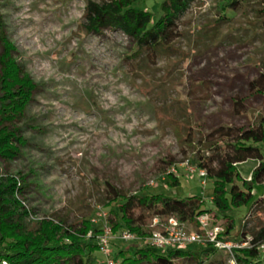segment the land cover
Instances as JSON below:
<instances>
[{
	"label": "rangeland",
	"instance_id": "1",
	"mask_svg": "<svg viewBox=\"0 0 264 264\" xmlns=\"http://www.w3.org/2000/svg\"><path fill=\"white\" fill-rule=\"evenodd\" d=\"M98 1L0 0V31L36 85L25 118L14 125L24 144L16 159L0 160L2 172L22 179L20 199L32 223L94 220L102 207L112 226L111 187L130 196H198L215 210L212 182L204 185L189 167L199 169L198 156L210 155L203 141L213 128L264 118V96L248 90L264 74L262 0H193L177 22L178 37L150 55L118 29L89 31L86 8ZM164 2L140 0L138 7L155 21ZM238 100L244 103L240 115L233 108ZM256 164L240 165L243 177ZM171 175L179 185L171 186ZM214 213L207 214L211 227L225 230ZM226 215L236 226L231 242L253 236L264 226V197ZM129 244L141 246L114 240L111 257ZM208 245L184 250L200 252ZM104 259L96 255L97 264Z\"/></svg>",
	"mask_w": 264,
	"mask_h": 264
},
{
	"label": "trees",
	"instance_id": "2",
	"mask_svg": "<svg viewBox=\"0 0 264 264\" xmlns=\"http://www.w3.org/2000/svg\"><path fill=\"white\" fill-rule=\"evenodd\" d=\"M139 1L89 2L85 13L89 31L118 29L138 49L150 55L178 37L177 22L193 2L165 0L162 15L154 21L153 14L138 7ZM259 11L264 24V0ZM0 44V160L12 161L24 144L14 125L25 118L36 85L22 70L14 56L15 45L2 31ZM263 84L264 74H260L256 81L249 83L248 90L264 96ZM243 106V101H235L234 114L240 115ZM203 147L210 155L198 156L196 163L199 169L206 170L207 179L213 184L215 210L206 209L204 200L198 196L174 198L149 191L130 196L111 187L109 203H115L111 210L114 233L128 230L146 238L152 233L150 225L155 217L161 220L175 217L201 229L199 218L215 212L214 216H222L226 223L219 238L229 241L236 226L226 214L243 206L252 208L264 195V118L258 124L244 127L219 125L205 136ZM249 161L256 162V167L243 177L239 166ZM171 178V186L180 184L176 177L171 175ZM24 190L21 178L5 175L0 167V264H97L96 255L100 251L95 238L101 233L100 225L89 219L69 224L46 218L32 223L30 211L20 199ZM252 237L253 247L233 250L238 264H264V255L256 245L264 241V226ZM223 253L211 243L200 252L170 249L166 255L153 248L129 244L118 248L114 257L123 264H175L178 259L190 260L193 264H227L229 255Z\"/></svg>",
	"mask_w": 264,
	"mask_h": 264
},
{
	"label": "built area",
	"instance_id": "3",
	"mask_svg": "<svg viewBox=\"0 0 264 264\" xmlns=\"http://www.w3.org/2000/svg\"><path fill=\"white\" fill-rule=\"evenodd\" d=\"M192 173L198 172L204 179L203 184L206 185L207 172L203 169H193L189 167ZM251 180V176L248 178ZM264 197V196H263ZM108 214L102 207L98 209V218L92 220L96 225L103 221L101 227V233L96 236L95 240L99 245V251L105 257L101 264H123L121 260H118L110 255V248L114 240L121 241L123 243L137 242L141 244V247L148 248H168L184 250L191 245H203L205 243L213 244L220 251H224L229 255V264H238L234 256V249L251 248L253 237L246 235L241 237L237 242L233 243L230 240L225 241L220 239V235L224 233L222 226L211 227L209 217L203 215L199 218V223L202 229V233H196L191 231L185 223L180 222L175 217H170L166 220H161L159 217H155L150 225L152 233L146 238L139 237L136 233L131 231H122L116 235L113 231V227L108 222ZM93 233L88 234V238H92ZM261 255H264V241L256 244ZM6 264V263H3Z\"/></svg>",
	"mask_w": 264,
	"mask_h": 264
}]
</instances>
